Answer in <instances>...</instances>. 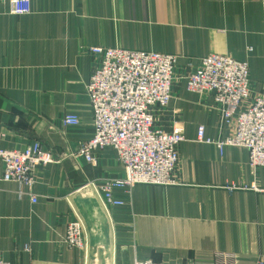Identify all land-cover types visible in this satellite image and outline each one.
<instances>
[{"label":"crops","instance_id":"1","mask_svg":"<svg viewBox=\"0 0 264 264\" xmlns=\"http://www.w3.org/2000/svg\"><path fill=\"white\" fill-rule=\"evenodd\" d=\"M116 46L176 56L171 99L155 125L171 130L182 122L186 140L178 147L177 184L114 189L124 204L106 217L111 264H211L218 251L256 264L264 254V192L249 186L264 184V167L255 178L247 148L220 152L216 141L236 124L222 122L213 94L188 89L187 77L204 56L227 54L249 63L252 96H264V0H32L24 15L0 0V147L40 142L54 155L22 196L17 181L3 179L0 158V257L86 264L85 253L64 242L72 205L87 221L92 193L99 201L90 183L125 175L111 146L95 151V163L79 153L94 134L86 83L101 57L91 48ZM69 113L79 116L77 125L64 124ZM200 125L213 142L197 140Z\"/></svg>","mask_w":264,"mask_h":264},{"label":"built area","instance_id":"2","mask_svg":"<svg viewBox=\"0 0 264 264\" xmlns=\"http://www.w3.org/2000/svg\"><path fill=\"white\" fill-rule=\"evenodd\" d=\"M5 1V0H3ZM14 15L29 14L32 0H7ZM101 57L100 65L90 75L86 90L94 117V134L82 142L79 153L95 163V151L113 147L122 164V178H108L101 184L91 182L101 206L109 214L113 206L124 201L114 194L115 188H132L137 184H177L175 170L179 162V145L186 140L185 126L176 122L171 130L155 125L156 114L166 108L171 99L176 56L155 50H134L120 46L92 47ZM187 87L192 91H209L227 124H236L235 132L216 141L220 152L227 145L242 146L249 151V167L256 178L264 167V96H252L250 66L247 61L231 55L211 53L204 56L200 65L187 77ZM66 125H77V114H66ZM197 140L211 143L205 137V125L198 128ZM2 177L7 181L31 187L37 170L54 161L50 150L40 142L24 149L0 147ZM264 192V184L255 180L250 186ZM32 201L37 199L32 197ZM74 219L69 222L64 242L72 248L89 252L88 228L83 214L72 205ZM30 249L29 244L25 246ZM0 264H12L0 257ZM132 264H197L194 261L165 262L153 259L135 260ZM211 264H239L238 255L229 251L215 253ZM256 264H264L260 254Z\"/></svg>","mask_w":264,"mask_h":264},{"label":"rangeland","instance_id":"3","mask_svg":"<svg viewBox=\"0 0 264 264\" xmlns=\"http://www.w3.org/2000/svg\"><path fill=\"white\" fill-rule=\"evenodd\" d=\"M94 196L95 195L92 193L91 214L90 218L87 220L88 222L86 221V224H88L89 239V252L86 264H111L113 260L109 242L112 239V233L111 224L109 219L106 218L109 217V215L102 206L100 207L101 203L95 200ZM94 208H96V210H94Z\"/></svg>","mask_w":264,"mask_h":264}]
</instances>
